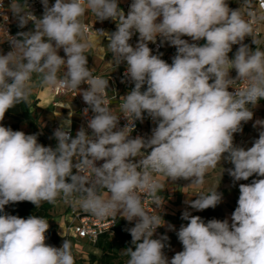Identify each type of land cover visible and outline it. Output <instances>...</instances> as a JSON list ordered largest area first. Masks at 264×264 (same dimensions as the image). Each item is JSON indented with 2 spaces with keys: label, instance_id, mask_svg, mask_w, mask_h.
Here are the masks:
<instances>
[{
  "label": "clouds",
  "instance_id": "clouds-1",
  "mask_svg": "<svg viewBox=\"0 0 264 264\" xmlns=\"http://www.w3.org/2000/svg\"><path fill=\"white\" fill-rule=\"evenodd\" d=\"M41 3V17L32 13L28 0H11L6 9L19 28L31 21L34 30L10 35L0 26L7 37L0 43L11 47L0 54V121L9 109L28 103L35 87L59 84L77 90L88 105L83 114L93 113L87 121L91 134L82 126L73 137L70 113L54 130L55 148L39 143L38 134L0 124V264H76L70 240L60 247L46 244V218L5 212L9 204L27 201L39 208L57 200L98 219L114 222L119 214L135 221L126 229L133 247L121 252L126 264H264V179L239 184L231 223L205 222L183 211L181 219L188 223L177 232L183 250L170 260L163 251L169 237L153 238L159 227L174 230L160 214L165 203L160 177L199 187L211 170L221 168V161L234 166L221 168L234 182L254 174L264 177V120L255 121L253 127L262 130L250 148L234 144V134L253 118L248 104L264 98V48L247 18L255 14L245 11L252 0H240L236 9L228 0H132L127 15L118 0ZM89 12L96 21L116 22L114 32L94 31L100 41L107 39L117 66L126 62L121 82L134 83L119 98V116L107 98L109 79L88 66L86 53L93 42L83 18ZM258 20L264 21V14ZM136 33L133 47L129 41ZM157 37L176 48L171 64L152 54L148 44ZM246 37L254 50L244 43ZM201 40L203 45L196 43ZM233 45L239 47L230 58ZM60 49L65 56L58 54ZM145 113L156 126L147 138H132L135 121L142 122ZM121 116L128 121L123 127ZM98 161L103 163L97 166ZM217 188L185 203L196 211L215 208L222 202ZM146 200L159 214L146 210Z\"/></svg>",
  "mask_w": 264,
  "mask_h": 264
},
{
  "label": "crops",
  "instance_id": "crops-1",
  "mask_svg": "<svg viewBox=\"0 0 264 264\" xmlns=\"http://www.w3.org/2000/svg\"><path fill=\"white\" fill-rule=\"evenodd\" d=\"M126 2L127 0H118V5L120 6L122 4H125ZM239 3L240 0H228L229 7L232 9L238 8ZM255 3L256 0H252L251 6L248 9H245V11L247 12L251 8H253L255 6ZM83 19L84 23L89 25L92 29H108L117 27L116 22L112 21L111 19L105 20L103 22L96 21L95 16H93L90 12L87 13ZM7 24L9 25L11 33L13 35L20 31L34 30V24L30 26L26 25V27L24 28H19L17 20L12 16V13L9 11ZM257 37L262 43L264 41V31H262ZM182 38L187 39L190 43L193 42L190 37L185 36ZM2 39H6V37L4 32L0 30V40ZM88 39L93 42V46L86 53V55H88L89 68L93 73L99 74L109 79L110 95H113L114 92H117L119 96L125 95V91L120 85V71L127 66L126 62H123L118 66L114 63L111 57V53L106 47L108 43L106 38H102L100 41V38L93 34ZM196 43H198L199 45H203L205 41L201 40ZM244 43L248 44L253 50L256 47V45L252 44L251 38L249 39L248 37H246ZM238 47L239 45H233L232 52L229 53L230 58L234 57V53ZM10 50L11 47L8 42L5 41L4 43H0V54H7V52ZM58 54L62 57L65 56L63 49H60ZM175 54L176 48L174 46H171L168 42H165L164 56L162 57V59L169 63V58L171 59ZM233 72L234 70L231 71V76ZM52 89V86L35 87L27 104L30 105L32 112L37 110V113L41 115V119L43 120L41 127L45 131L44 134L47 135H50V133L53 134L54 130L60 126L63 120L69 119L70 113L71 133L75 137L77 131L82 127L78 111L81 104L84 103L83 98L79 93L77 99L69 94L64 95L62 97H55L52 92ZM142 90H146V88L144 87V89ZM248 107L253 112L252 120L242 125L241 132L234 134V139H237L238 145L240 147H244L245 150L252 146L246 144L245 139L249 137H255L258 139L259 131L262 130L260 126L253 127V125L255 124L256 120H264V98L259 99L255 106H253L251 103L248 104ZM112 110L114 113L119 112L116 100H112ZM155 126L156 125L149 127V125L146 124V128L150 132ZM44 146H47V144H45ZM220 167L226 170L229 168H233L234 166L227 161H221ZM221 168L217 167L216 169L211 170L206 175L203 185L199 187L188 185L190 181H186L183 179L171 182L166 178L160 177L165 188L160 193V195L164 197L165 200L160 214L166 222V225L171 224L174 226V230H169L166 226H163V233L164 235H167L169 237L167 245L173 253L176 254L177 252L183 250V245L179 241L177 236V232L179 231L180 226L182 224H175L174 217L178 215L181 217L183 211L185 210H188L192 215L198 216H200L203 211H196L192 209L188 204L185 203L186 200H194L197 198V195L202 193H208L212 189L218 187L217 191L222 193V202L220 203L222 220L228 219L229 223H231V214L238 206L237 201L240 195L239 184L241 183V181L234 182L233 178L228 174L227 171H224L222 173ZM185 222L186 224L188 223V221ZM62 228L63 227H60L59 229L60 235H62ZM71 242L74 243L79 241L73 240Z\"/></svg>",
  "mask_w": 264,
  "mask_h": 264
},
{
  "label": "built area",
  "instance_id": "built-area-1",
  "mask_svg": "<svg viewBox=\"0 0 264 264\" xmlns=\"http://www.w3.org/2000/svg\"><path fill=\"white\" fill-rule=\"evenodd\" d=\"M11 0H3V4H4V8H0V12L5 11L2 15H0V26L5 27L10 35H13L11 33V29L9 27L8 20L5 21L8 17V11H6V9L8 8V5H10ZM55 0H49V4H54ZM132 3V0H127V2L125 4L120 5L119 7L125 12V14L127 15L128 11H129V7ZM28 4L30 7V10L32 11V13L34 15H36L37 17H41L43 14V5L41 3V0H28ZM261 5H264V0H256L255 6L253 8H251L249 11L253 12L255 15L251 16V17H247L250 21L253 22V26L256 29V35H260V33L262 31H264V21H259L258 17L261 14H264V9L261 8ZM7 17H4V16ZM33 25V22L29 21V23L27 24V26ZM87 29H88V38L95 34L94 30H100L103 29L104 31L111 33L116 31V28H95L92 29L89 25L85 24ZM0 27V30H2L5 34L6 37V32L4 31V28ZM7 38V37H6ZM249 39L251 37H248ZM139 39V34L136 33L132 36L131 40L129 41V43L135 47V45L137 44ZM164 43H161V38L157 37V40L155 43L149 42L148 46L150 49H152V54L154 55H160V57L162 58L164 56ZM261 47L264 48V41L261 43ZM174 57V56H173ZM172 57V58H173ZM172 58H169V64L172 63ZM127 67V66H126ZM126 67H124L121 71H120V78L121 80L124 79V72L126 70ZM94 75H99L96 73H93ZM101 76V75H100ZM236 76V72L234 70L232 77ZM122 89L125 91V95L134 87V83L125 80L124 83H120ZM240 87H244V84L239 85ZM82 89H87L88 85L87 84H82L80 86ZM145 88H147V85L144 86ZM234 89H229V91H233ZM52 92L54 94L55 97H62L64 95H71L74 98H78V91L77 90H70L67 89L65 87H61L59 84H57L55 87H53ZM123 95V96H125ZM122 96H119L117 92H114L113 95L109 94V91L107 93V98L110 101V107L112 108V100H116L117 101V106L119 108V104L121 103V100L119 99ZM88 105H86V103H82L78 114L80 117V122H81V126H83L85 129H87V121L88 119L93 115V113L91 112V110H89L88 115L85 116L83 114V110L85 108H87ZM116 115H122L120 109L119 112L114 113ZM128 121L121 116L120 117V121H119V126L123 127L125 124H127ZM146 124L149 125V127H152L154 125H156L153 120L147 116V114H144V119L141 122L140 120L135 121V129L134 131L131 133L132 138H135L136 136H142L147 138L148 136L151 135V132L146 128ZM88 133L91 134V130L87 129ZM72 134V133H71ZM73 136V134H72ZM74 137V136H73ZM255 137H249L247 139H245V143L249 144V145H253V142L255 141ZM234 144L239 146L237 143V139H234ZM150 151V150H149ZM103 163V161H98L97 162V166L101 165ZM75 172V170H73ZM255 179H264V177H258L255 174L250 177L248 180H241V183L243 184H250L253 180ZM240 183V184H241ZM67 205V218L65 221V224L63 226H59V227H63L62 228V237H64L65 239H68L70 241H80V240H86L88 244L90 245H95L99 239L100 236L102 235H114V231L117 225V219L115 218V221L113 222V220L111 218H105V219H98L92 215L89 214H85L83 213L80 209L78 205H73L72 203H65ZM145 208L147 211H149L152 214H159V210H157L155 208V206L151 203L150 200H146L145 201ZM2 214V213H0ZM117 217H120L119 214H117ZM121 218V217H120ZM135 225V221H132ZM164 235L163 233V227H159L156 230V233L154 234L153 238H159L160 236ZM167 245V241L165 242ZM164 253L165 255L169 258V260L175 255V253H173L171 251V249L169 248V246L167 245L164 248Z\"/></svg>",
  "mask_w": 264,
  "mask_h": 264
},
{
  "label": "trees",
  "instance_id": "trees-1",
  "mask_svg": "<svg viewBox=\"0 0 264 264\" xmlns=\"http://www.w3.org/2000/svg\"><path fill=\"white\" fill-rule=\"evenodd\" d=\"M5 116L12 121L5 127H10L14 131L17 130L21 131V124L25 123L33 130L34 134H38L37 123L35 122V120H33L31 107L27 103H21L16 105L12 109H9L5 113ZM43 139H44L43 136L38 134V141L41 144L45 145ZM54 207L55 204H48L47 202H44L41 204L39 208H37L31 202L25 201V202H18V203L6 205L5 212L11 215H17L25 219L31 215L46 218L49 223V229L45 234L46 235L45 242L48 245L60 247L65 238L62 237V235H60L59 233V229H60L59 225L51 221ZM200 217L204 219L205 222L214 218L218 220H222L220 204H218L215 208H208L203 210ZM116 219H117V225L114 231V237L116 239H121L125 241V249L128 247H133L131 245V235L126 229L134 227V223L128 222L126 219H123L122 217L121 218L116 217ZM110 238L111 237L109 235L100 236L94 247L96 249H100L102 252L112 251V243L110 241ZM84 242L87 243L86 240H84ZM114 257L115 255H113L112 253H109V255H103V258H101L100 263L112 264V260ZM95 263H96V256L91 254V259L89 264H95ZM118 264H121V262H119Z\"/></svg>",
  "mask_w": 264,
  "mask_h": 264
},
{
  "label": "rangeland",
  "instance_id": "rangeland-1",
  "mask_svg": "<svg viewBox=\"0 0 264 264\" xmlns=\"http://www.w3.org/2000/svg\"><path fill=\"white\" fill-rule=\"evenodd\" d=\"M32 116H33V120H35V122L37 123L38 134L42 135L44 138L43 142L47 144V146H51L55 148L57 141L53 137V134L52 133H50V135L44 134L45 131L41 127L43 123V120L41 119V115L38 114L36 110L32 112ZM10 122L12 121L5 116L3 121H0V124H2L3 126H7ZM21 131L25 132L26 134H34L33 130L25 123L21 124ZM52 215L53 216L51 221L53 223H56L59 226H63V224H65V220L67 218V205L63 200H57ZM174 218H175V222H174L175 224H186V222L182 220L179 215L175 216ZM110 237H111L110 241L112 243V251L110 252H102L100 249H96L93 245H90L84 241L72 243L73 254L76 258V264H87V263L89 264L91 259V254L96 256L95 264H105V263H100L101 258H103V255H109V253L115 255V257L112 260V264H118L119 262H121V264H126L127 257L121 255V252L125 250V241L121 239H116L114 235H111Z\"/></svg>",
  "mask_w": 264,
  "mask_h": 264
}]
</instances>
